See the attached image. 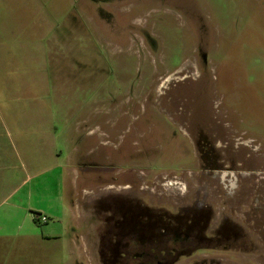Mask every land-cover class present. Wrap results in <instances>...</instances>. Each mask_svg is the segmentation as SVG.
<instances>
[{"label": "rangeland", "instance_id": "obj_1", "mask_svg": "<svg viewBox=\"0 0 264 264\" xmlns=\"http://www.w3.org/2000/svg\"><path fill=\"white\" fill-rule=\"evenodd\" d=\"M108 101L142 104L144 143L162 146L174 133L175 140L194 141L198 129L221 135L212 144L216 153L188 149L195 162L187 173L171 172L168 160L155 163L145 144L143 169L115 177L119 184L128 175L138 179L154 208L164 201L181 213L207 208L209 223L229 213L251 233L252 252L246 242L195 254L190 264H264V239L251 226L253 217L264 221V0H0V117L11 133L28 136L29 159L45 138L47 168L51 147L62 151L65 165L76 108ZM213 124L218 132L206 131ZM243 146L250 161L244 167L199 164V155L222 159ZM68 164L66 183L75 177L90 188L98 179L85 177L89 185L77 178L75 154ZM93 208L85 214L75 207L76 253L65 246L53 264H89L80 248L84 223L92 229L96 220ZM64 220L70 235L73 224Z\"/></svg>", "mask_w": 264, "mask_h": 264}, {"label": "flooded vegetation", "instance_id": "obj_2", "mask_svg": "<svg viewBox=\"0 0 264 264\" xmlns=\"http://www.w3.org/2000/svg\"><path fill=\"white\" fill-rule=\"evenodd\" d=\"M76 110H79L78 118L72 121L76 137L75 174L77 178L81 177L85 184H89L85 182V177L88 178L90 175L92 179L94 175L98 177L91 181L93 183L89 184L90 188L87 185L79 187L77 182V192L74 193L76 208L80 207L86 214L92 204L95 207L93 216L96 220L91 224L92 229L84 223L87 232L84 236L81 235L84 240L83 248L80 250L88 251L89 264H190L191 256L195 254L207 256L215 248L237 249L250 243L252 245L250 252L254 250L255 243L251 233L248 234V231L242 228L245 227L244 224L230 218L229 213L226 215L221 213L219 221L209 223L214 216L209 214L207 208L193 214L181 213L179 209L174 208L173 203L168 206L165 201L162 208H154L156 201L154 203L144 197L143 187L138 179L133 180L128 175L122 181L123 184H119L115 177L116 174H123L124 179V174H133L143 169L142 159L145 155L149 156L145 144L150 146L147 148H152L150 157L155 163L168 160L171 172L179 170L187 173L192 170L195 162L194 151L189 153L188 149L192 147L199 153L205 150H209L208 153L211 154L216 153L212 144L220 139V134H207L198 129L197 131L201 133L193 134L194 141H187L186 138L175 140L174 133L170 141L163 140L164 145L160 146L156 141L155 143L148 139L146 143L143 141L145 140L143 123L146 119L142 117L141 103L93 102L84 103ZM206 131L218 132V126L213 124ZM187 138L189 139V135ZM245 149L243 146L238 151L226 152L223 160L218 158L212 160L208 156L201 158L199 155L201 161L199 164H202L203 169L214 167V164L218 168L223 161L226 163L228 161L230 168H241L250 162L243 159ZM206 172L205 170L204 174ZM103 175L105 179L101 180ZM105 190H114L112 191L114 194L107 193L103 196L102 191ZM121 190L127 191L118 193ZM92 194L94 196L89 197ZM85 198L87 201H83ZM232 208L234 207L231 206L230 211ZM83 217V214L77 216L78 219ZM83 220L85 221L84 218ZM252 221L254 235L264 239V221L261 223V219L257 217H253ZM230 236L235 237L233 238L235 243L239 242L237 246L229 242ZM208 243L209 245L205 247L204 244Z\"/></svg>", "mask_w": 264, "mask_h": 264}, {"label": "crops", "instance_id": "obj_3", "mask_svg": "<svg viewBox=\"0 0 264 264\" xmlns=\"http://www.w3.org/2000/svg\"><path fill=\"white\" fill-rule=\"evenodd\" d=\"M10 131L0 117V264H53L57 256L61 259L65 246L69 255L77 250L72 201L77 181L70 177L66 183L75 139L68 138L71 150L63 166L62 151L51 147L53 162L47 168L49 157L43 148L47 140L37 142L36 156L29 159L33 149L26 141L28 136ZM41 217L46 218L44 223ZM67 217L73 224L70 235L65 227Z\"/></svg>", "mask_w": 264, "mask_h": 264}, {"label": "built area", "instance_id": "obj_4", "mask_svg": "<svg viewBox=\"0 0 264 264\" xmlns=\"http://www.w3.org/2000/svg\"><path fill=\"white\" fill-rule=\"evenodd\" d=\"M40 219H41V222H43V223L46 221L45 217H41Z\"/></svg>", "mask_w": 264, "mask_h": 264}]
</instances>
